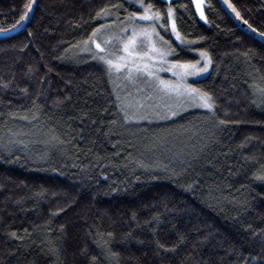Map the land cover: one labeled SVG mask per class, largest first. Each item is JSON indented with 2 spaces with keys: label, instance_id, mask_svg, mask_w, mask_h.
I'll return each instance as SVG.
<instances>
[{
  "label": "trees",
  "instance_id": "trees-1",
  "mask_svg": "<svg viewBox=\"0 0 264 264\" xmlns=\"http://www.w3.org/2000/svg\"><path fill=\"white\" fill-rule=\"evenodd\" d=\"M26 2L0 0V29ZM118 2L37 0L25 28L0 39V264H252L264 257V43L218 0H205L207 22L193 0H174L196 42L181 58H212L190 82L215 111L125 121L105 66L80 50L116 18L96 12ZM231 2L264 32V0ZM133 11L125 3L113 32Z\"/></svg>",
  "mask_w": 264,
  "mask_h": 264
},
{
  "label": "snow or ice",
  "instance_id": "snow-or-ice-1",
  "mask_svg": "<svg viewBox=\"0 0 264 264\" xmlns=\"http://www.w3.org/2000/svg\"><path fill=\"white\" fill-rule=\"evenodd\" d=\"M161 2L168 5L164 11L157 9L148 0H123V2L109 3L102 6L95 14V18L98 21L107 20L113 16L116 18L110 24L100 23L98 27L94 28L91 34L80 42L83 45L80 50L90 53L93 60L104 65L108 74L126 71L128 78L132 79L136 74L143 72L148 77L154 78L157 89L164 96L175 98L179 101L175 107L165 105V112L163 114L157 112V118L169 119L175 117L180 114L181 109L186 110L185 106L202 108L208 110L209 113H214L215 100L212 94L188 82L189 77H200L207 73L213 63L212 58L206 51H200L199 55L201 59L199 60L192 61L181 58V52L191 50V46L196 42L187 39L179 31L175 18L176 10L172 7L174 0H161ZM36 3L37 0H27L23 4V11L19 15V19L13 23L12 28L0 29V31H14L17 27H23ZM125 3H134L138 5L139 9H142V11L129 12L127 15L130 34L129 27H122L119 33L104 36L105 29L124 23V21L119 19L118 14L121 9H124ZM193 3L195 4L196 11L199 13L200 19L207 22L203 8L205 0H193ZM223 3L235 13L237 18L242 19L243 23L253 33H257L258 30L253 28L248 20L243 19L241 12L237 10L231 0H223ZM138 21L147 23L138 27ZM167 25H170V28ZM158 28L165 33L170 31L179 44L174 47L171 41L165 40L164 36L157 30ZM258 34L264 37V32H258ZM29 36H31V33H29ZM113 42L119 45L118 52L121 53L120 55H116L110 51V46ZM158 43L162 46L158 47ZM170 56L174 58L171 60L167 59ZM129 60L131 61V67H129ZM201 60L203 61L202 66ZM133 68L135 72H133ZM159 71L170 72L175 79H162L158 75ZM4 86L7 87L6 84ZM257 91L264 97V88H257ZM124 119L128 121L129 119H148V117H129L125 113ZM220 123L224 124L225 121L221 120ZM255 178L264 181V171L257 174ZM11 235L15 237L16 233L13 232ZM108 235L112 236L113 234L109 233ZM160 247L163 248L164 245H160ZM248 259L252 264H264V257H249Z\"/></svg>",
  "mask_w": 264,
  "mask_h": 264
},
{
  "label": "rangeland",
  "instance_id": "rangeland-1",
  "mask_svg": "<svg viewBox=\"0 0 264 264\" xmlns=\"http://www.w3.org/2000/svg\"><path fill=\"white\" fill-rule=\"evenodd\" d=\"M195 5V4H194ZM138 7V5H136ZM139 8V7H138ZM204 8V5H203ZM139 11H142V9H139ZM198 13V12H197ZM199 15V13H198ZM147 22L138 21L137 26H143ZM123 27H129V34H130V25L128 24L127 20ZM122 28V27H120ZM170 28V26H169ZM119 28L117 31L113 32L112 28L105 29L103 35L109 36L113 33H119ZM161 35L164 36L165 40L168 38V35L175 41V36L171 34L169 31L165 34L163 30L157 29ZM168 34V35H167ZM158 39V38H155ZM158 47H161L162 45L160 43L157 44ZM119 45L113 42V44L110 46V51L113 52L116 55H120L121 53L118 52ZM171 56L167 57V59L171 60ZM201 59L200 55L198 57V60ZM129 67H131V61L129 60ZM158 63V62H157ZM203 65V61L201 60V66ZM159 66V65H158ZM133 72H135V69L133 68ZM206 74V73H205ZM204 74V75H205ZM158 75L160 78L165 80H174L175 77H173L172 73L167 71H159ZM202 77V76H200ZM200 77H189L188 82L196 78ZM109 78L111 80V83L113 87L117 91V95L119 98L120 106L124 113H127L129 117H142L147 116L148 119H130L132 121H159L164 120L157 118L156 113L159 112L163 114L165 112V105H172L176 106L179 101L175 98H170L167 96H164L156 87V81L154 78L148 77L145 73L141 72L139 74H136L132 79L128 78V73L126 71H122L120 73L113 72L109 74ZM186 110L190 108H197V107H189L185 106ZM185 111V109H181L180 113Z\"/></svg>",
  "mask_w": 264,
  "mask_h": 264
},
{
  "label": "water",
  "instance_id": "water-1",
  "mask_svg": "<svg viewBox=\"0 0 264 264\" xmlns=\"http://www.w3.org/2000/svg\"><path fill=\"white\" fill-rule=\"evenodd\" d=\"M218 2H219V4H220V6L222 7V9L226 12V14L231 18V20H232L234 23H236L237 25H242V20L239 19V18H237V17L235 16V13H233V12L231 11V9L228 8L226 4L223 3V0H218ZM35 6H36V4H35ZM35 6L33 7L32 12H31V14H30V16H29L27 22L29 21V19H30L31 15H32V13H33V11H34ZM27 22H26V24H27ZM26 24H25V25H26ZM25 25H24L23 27H17L14 31H0V39L7 38V37L13 36V35H15V34L21 32V31L25 28ZM242 29H243L247 34H249L250 36H252V37H254V38H256V39H258L259 41H261V42L264 43V37H261V36L258 34V32H257V33H253V32L248 28L247 25H242Z\"/></svg>",
  "mask_w": 264,
  "mask_h": 264
}]
</instances>
